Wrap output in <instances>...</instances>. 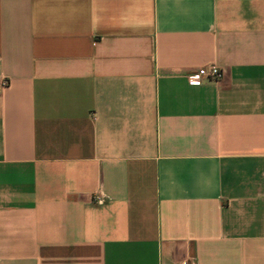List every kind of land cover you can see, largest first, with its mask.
<instances>
[{
	"label": "crops",
	"instance_id": "0c3cea01",
	"mask_svg": "<svg viewBox=\"0 0 264 264\" xmlns=\"http://www.w3.org/2000/svg\"><path fill=\"white\" fill-rule=\"evenodd\" d=\"M185 260L264 264V0H0V264Z\"/></svg>",
	"mask_w": 264,
	"mask_h": 264
},
{
	"label": "built area",
	"instance_id": "2783aa9c",
	"mask_svg": "<svg viewBox=\"0 0 264 264\" xmlns=\"http://www.w3.org/2000/svg\"><path fill=\"white\" fill-rule=\"evenodd\" d=\"M223 72L216 66L202 67L197 70L194 76L189 78L191 85H200L202 80L218 81L222 78ZM100 202V200H98ZM179 264H193L189 260L180 262Z\"/></svg>",
	"mask_w": 264,
	"mask_h": 264
}]
</instances>
